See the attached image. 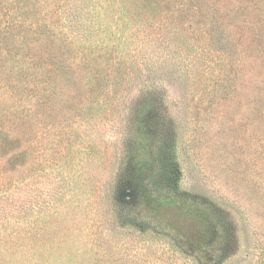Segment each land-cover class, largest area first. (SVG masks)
I'll return each instance as SVG.
<instances>
[{"label": "rangeland", "instance_id": "rangeland-1", "mask_svg": "<svg viewBox=\"0 0 264 264\" xmlns=\"http://www.w3.org/2000/svg\"><path fill=\"white\" fill-rule=\"evenodd\" d=\"M136 1L107 86L83 70L44 92L39 76L29 90L0 87V120L19 139L0 152L11 264H264V0H204L225 29L206 51L192 29L164 24L160 0ZM96 2L61 0L79 17L66 27L76 43L110 42L117 12Z\"/></svg>", "mask_w": 264, "mask_h": 264}, {"label": "trees", "instance_id": "trees-1", "mask_svg": "<svg viewBox=\"0 0 264 264\" xmlns=\"http://www.w3.org/2000/svg\"><path fill=\"white\" fill-rule=\"evenodd\" d=\"M31 1L0 0V76H6L0 77V87L4 88V92L9 89L10 93H14L19 85L23 90H29V85L32 83L30 77L33 76L41 78L40 83L44 86L39 84V91L44 92L45 85L57 81L58 76L76 78V74L83 70L86 71L87 75L85 79L89 80L90 83L97 81L96 85L98 86L101 77L102 82H107L105 84L107 86L108 77L112 73L118 74L122 68V62L117 58L119 55L117 49L121 46L120 43L124 41L125 47L131 46V29H129V23L125 24L122 18L129 11V0H103L104 2L96 0V5L103 11L112 9L117 12L112 20L114 31L106 33L109 35V43L107 40H101L99 43L93 42L89 40L88 35L85 40L76 43L68 34L66 27L67 25L72 27L79 21V17L64 15L60 7L61 0H53L54 6L49 4L47 8H44V12L37 11L35 4ZM160 3H163L165 10L171 12L164 24L170 25L175 30L174 33H182L192 29L193 35L198 34L197 36H199L197 40L203 41L205 51L211 42H218V39H221L219 34L222 37L223 32H225L221 17L207 14L209 10L204 9L206 5L204 0H160ZM142 4L146 7L151 5L152 1L137 0L133 2L132 7L139 11L144 8H141ZM98 19L100 26L101 18ZM196 48L198 49V47ZM200 49L203 56L204 48L200 47ZM97 50L101 59L106 58L107 54L109 56L115 54L111 58L114 60L113 65L108 64L110 58L104 59L102 63L105 64H100L101 59L98 60L97 57L91 58L94 53L97 54ZM217 57L219 59V56ZM108 69L113 70L109 76L106 73ZM46 75L48 78H42ZM220 81V77L213 78L214 85ZM33 103L35 106L34 101ZM36 103H39L43 108L46 103L45 95H38ZM27 106L31 107L30 104ZM28 110L30 109L27 108V114L29 113ZM18 142L19 139L15 136L14 126L10 123L6 126L2 125L0 120V152H16ZM13 157L14 155L10 157L11 161ZM133 199L125 203L136 205ZM152 221L154 223L159 222L157 218H153ZM6 223L11 225L8 220ZM6 230L7 228L2 230L3 233L0 231V264H11L13 259L11 256L14 255L16 243H18L14 231L7 233ZM212 257L214 256L211 255L210 259L214 260Z\"/></svg>", "mask_w": 264, "mask_h": 264}, {"label": "water", "instance_id": "water-1", "mask_svg": "<svg viewBox=\"0 0 264 264\" xmlns=\"http://www.w3.org/2000/svg\"><path fill=\"white\" fill-rule=\"evenodd\" d=\"M127 196H129V194L128 193H124V197H127Z\"/></svg>", "mask_w": 264, "mask_h": 264}]
</instances>
